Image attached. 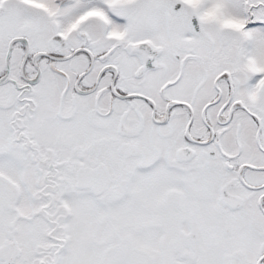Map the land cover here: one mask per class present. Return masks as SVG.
Masks as SVG:
<instances>
[{"label":"snow or ice","instance_id":"snow-or-ice-1","mask_svg":"<svg viewBox=\"0 0 264 264\" xmlns=\"http://www.w3.org/2000/svg\"><path fill=\"white\" fill-rule=\"evenodd\" d=\"M0 264H264V0H0Z\"/></svg>","mask_w":264,"mask_h":264}]
</instances>
